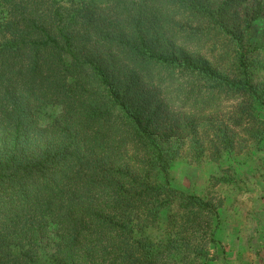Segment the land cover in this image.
<instances>
[{
  "label": "trees",
  "instance_id": "obj_1",
  "mask_svg": "<svg viewBox=\"0 0 264 264\" xmlns=\"http://www.w3.org/2000/svg\"><path fill=\"white\" fill-rule=\"evenodd\" d=\"M261 11L0 0V264L218 259L221 199L175 188L168 170L263 150Z\"/></svg>",
  "mask_w": 264,
  "mask_h": 264
},
{
  "label": "rangeland",
  "instance_id": "obj_2",
  "mask_svg": "<svg viewBox=\"0 0 264 264\" xmlns=\"http://www.w3.org/2000/svg\"><path fill=\"white\" fill-rule=\"evenodd\" d=\"M260 1L262 11L251 34L264 45V0ZM246 150L222 155L217 162L184 157L169 166L175 188L221 199L216 238L223 252L218 249V259L209 264H264V146Z\"/></svg>",
  "mask_w": 264,
  "mask_h": 264
}]
</instances>
